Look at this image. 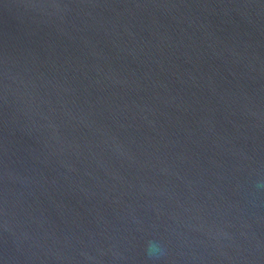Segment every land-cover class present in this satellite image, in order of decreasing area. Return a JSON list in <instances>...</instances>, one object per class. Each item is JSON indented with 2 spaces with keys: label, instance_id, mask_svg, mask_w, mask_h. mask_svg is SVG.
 Returning <instances> with one entry per match:
<instances>
[{
  "label": "water",
  "instance_id": "water-1",
  "mask_svg": "<svg viewBox=\"0 0 264 264\" xmlns=\"http://www.w3.org/2000/svg\"><path fill=\"white\" fill-rule=\"evenodd\" d=\"M0 264H264V0H0Z\"/></svg>",
  "mask_w": 264,
  "mask_h": 264
},
{
  "label": "clouds",
  "instance_id": "clouds-1",
  "mask_svg": "<svg viewBox=\"0 0 264 264\" xmlns=\"http://www.w3.org/2000/svg\"><path fill=\"white\" fill-rule=\"evenodd\" d=\"M164 253H165V249L158 242L151 241L148 243L147 255L150 258H153V259L159 258L160 256L164 255Z\"/></svg>",
  "mask_w": 264,
  "mask_h": 264
}]
</instances>
